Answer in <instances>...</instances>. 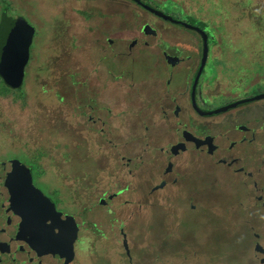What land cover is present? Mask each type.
I'll list each match as a JSON object with an SVG mask.
<instances>
[{
  "label": "rangeland",
  "instance_id": "1",
  "mask_svg": "<svg viewBox=\"0 0 264 264\" xmlns=\"http://www.w3.org/2000/svg\"><path fill=\"white\" fill-rule=\"evenodd\" d=\"M146 1L188 23L193 13L205 16L220 32L223 42L213 49L218 62L209 50L201 76L216 81L219 94L201 99L204 107L264 93V0ZM0 8L35 28L22 88L12 90L0 80V163L19 159L31 167L39 188L80 224L74 261L47 255L44 264H264V190L246 177L253 169L240 167L244 183L224 166L216 175L197 166L174 186L171 174L167 188L149 195L157 182L147 177L146 159L162 144L133 145V129L147 136L153 130L158 138L174 128L156 123L160 105L173 108L166 79L176 88L196 78V69L187 77L185 66L165 63L159 48L175 54L167 43L189 47L180 55L198 62V34L132 0H4ZM260 106L264 99L210 121L252 115ZM141 154L133 187L129 171ZM41 164L49 185L37 179L44 174Z\"/></svg>",
  "mask_w": 264,
  "mask_h": 264
},
{
  "label": "flooded vegetation",
  "instance_id": "2",
  "mask_svg": "<svg viewBox=\"0 0 264 264\" xmlns=\"http://www.w3.org/2000/svg\"><path fill=\"white\" fill-rule=\"evenodd\" d=\"M142 1L145 4L150 5L148 1ZM4 13L5 11L1 12L0 18H2V15ZM7 15L13 20H16L20 17L11 16L9 12H7ZM146 25L147 24H145L140 30V34L142 36L146 35L143 32ZM143 43L147 44L146 41ZM210 43L212 42L209 41V50H211L210 54H212L211 59L217 64L218 59L213 56V49L216 43H212L211 45ZM167 45L169 48L175 49L176 53L172 54L170 49L167 50L159 48L160 52L162 53L164 62L172 65L171 61H169L167 57L169 56L177 58V63L174 66L178 64L180 66H185L187 77H189V75H191L192 71H194L195 69L197 75V72L200 69L202 57L198 59V62H195V60H193L195 57L192 54L188 53L189 55L185 57L180 55L179 53V51H181L182 49L185 50V48L189 47L170 45L168 43ZM192 52L197 53L196 47H192ZM208 60L204 70L208 65ZM203 72L201 76L203 75ZM201 76L195 89L196 104L203 111L216 110L218 108L211 109L204 107L201 103V99L206 102L208 98L214 97L216 96V94H219L216 92L218 83L216 81L209 83L205 80H201ZM194 83L195 76L193 80H189L188 78H186L183 82V85L176 88H171L168 78L166 79V92L172 94L173 108L168 111L164 108L163 105H160L159 108L161 110V118L156 120L157 124L173 123L174 128L168 130L166 136L156 138L155 132H152L153 130L150 133L148 132L150 134L149 136L138 135L135 134L136 132L133 130V140L139 142L144 141L145 144H147L149 141L155 142L160 140L162 144L160 148H152L150 158L146 159L147 166H149L148 170L146 171H149L147 177L153 180V183L157 182L156 185L152 186L151 190L149 191V195L162 188H167L169 186V176H171V174L173 176L171 185L174 186V183H179L182 181L181 173L197 166L207 169L206 171H208L209 173L213 172V174L215 175L219 171L218 166H224L228 173H234L236 178L235 180L237 181H245L244 173L242 172L240 167L253 169L254 175H252V173L250 175H246V177L249 176L251 178H254L255 180L252 182L253 184L261 182L262 185L259 190H264V106H260L257 109L258 112L252 115H241L234 117L231 120H220L219 122H213L210 120L211 118L218 116L217 114L203 116L198 113L197 109L194 106V100L192 98ZM109 89L111 90V92L114 90L118 92L116 88ZM148 110H151V113L154 114L158 109H156V106H153V104H151ZM154 116L159 115L155 114ZM201 117H204L205 119L203 120ZM170 134H172V136H170ZM175 146H179V149L178 152L174 154L172 150ZM143 164L144 157L142 154L133 159V169H130L129 171L130 173L133 172V187L138 185V172L143 167ZM130 165L131 160H129V162L127 163V166ZM31 170L34 185L39 188L38 184H36V176L33 173V169L31 168ZM43 171L44 174L39 176L37 179L41 183L49 185L50 182L45 179L49 172L44 167ZM174 174L176 175L174 176ZM57 188L58 187L53 188V191H56ZM39 189L46 196L52 199L57 207L55 198L48 195L41 188ZM127 189L128 186L126 189H122L119 192L125 191ZM57 193L59 194L57 198L60 201H64L62 197V189L57 190ZM261 202L264 203V200ZM0 210V264L24 263L26 260L21 262L18 254H21L22 256L28 258L29 264H44L43 260L47 255H44L41 259V263H39L34 251L31 249L29 244L25 240L15 238L17 234V228L20 223V218L14 215L12 211L7 210L5 201L1 193ZM51 256L60 257L59 255Z\"/></svg>",
  "mask_w": 264,
  "mask_h": 264
},
{
  "label": "water",
  "instance_id": "3",
  "mask_svg": "<svg viewBox=\"0 0 264 264\" xmlns=\"http://www.w3.org/2000/svg\"><path fill=\"white\" fill-rule=\"evenodd\" d=\"M132 1L170 23L196 31L202 37L203 56L192 91L194 106L199 114L215 115L264 99V93H262L213 111L200 109L196 104L195 89L209 56L208 33L200 26L182 21L159 8L143 3L142 0ZM151 30L150 27L146 32L149 33ZM0 34L5 48L4 80L10 87L20 88L25 80V68L30 59L35 28L23 17L13 20L4 13L1 18ZM167 58L171 62L177 59L169 56ZM178 149L179 146H175L173 153H177ZM0 193L7 210L20 218L15 238L25 240L29 244L39 263L44 255L49 254L59 255L68 262L74 261L75 243L79 237L80 224L75 217L58 211L55 202L34 185L31 168L18 159L0 163Z\"/></svg>",
  "mask_w": 264,
  "mask_h": 264
},
{
  "label": "trees",
  "instance_id": "4",
  "mask_svg": "<svg viewBox=\"0 0 264 264\" xmlns=\"http://www.w3.org/2000/svg\"><path fill=\"white\" fill-rule=\"evenodd\" d=\"M4 0H0V2H3ZM144 3V2H143ZM151 6H153L154 8H156L154 5H152L151 3H149ZM168 8L171 10L172 8H174V5H172L171 3L168 4ZM177 8V7H176ZM1 9V12L2 10L5 11V13L7 14V12H9L8 9ZM222 8L220 9V11L218 12H221ZM189 18L192 20L191 21V24H194V25H197V26H200L201 28H203L207 33H208V36H209V41H211L212 43H216L218 44L219 42H223V38H220L219 36V33L215 28L212 27L211 23H210V20L209 18H206L205 16H199V14H196V13H193L191 15H189ZM187 29V28H186ZM188 30H192V29H188ZM193 32H195L196 34H198L196 31L192 30ZM199 35V34H198ZM202 39V38H201ZM203 41V40H202ZM4 56H5V48H4V45H3V42H2V39H1V34H0V80L10 89L12 90H19L21 89L22 87L20 88H12L10 87L6 81L4 80V71H5V63H4ZM30 59H31V55H30ZM29 59V61H30ZM29 64V62H28ZM27 64V65H28ZM26 65V67H27ZM25 77H26V68H25ZM24 84V83H23ZM23 86V85H22Z\"/></svg>",
  "mask_w": 264,
  "mask_h": 264
},
{
  "label": "crops",
  "instance_id": "5",
  "mask_svg": "<svg viewBox=\"0 0 264 264\" xmlns=\"http://www.w3.org/2000/svg\"><path fill=\"white\" fill-rule=\"evenodd\" d=\"M133 130L135 131V129H133ZM135 132H136V131H135ZM138 142H139V141H134V146L137 145V144H140V145H142V146H143V145L146 146V144L144 143V141H142V142L140 141L139 143H138ZM147 146H148V145H147Z\"/></svg>",
  "mask_w": 264,
  "mask_h": 264
}]
</instances>
